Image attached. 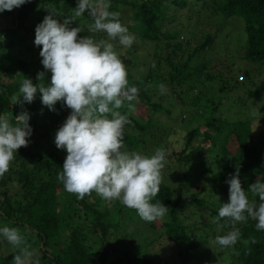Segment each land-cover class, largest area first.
<instances>
[{"label": "trees", "instance_id": "trees-1", "mask_svg": "<svg viewBox=\"0 0 264 264\" xmlns=\"http://www.w3.org/2000/svg\"><path fill=\"white\" fill-rule=\"evenodd\" d=\"M77 4L78 0H30L12 11L5 10L0 16L5 21L1 22L0 19V114H12L15 117L22 110H27L34 135V139L29 138L28 147H21L17 151L10 170L0 178V219L2 228L17 227L29 232L30 237L24 231L23 236L30 245L29 251L33 252V264H119L118 258L111 260L109 236L121 231L120 226L137 215L136 210L106 201L95 192L78 199L76 195L66 192L63 184L57 180L67 152L56 148L54 138L70 114V109L58 102L55 106L57 111H50L42 104L39 92L32 103H24L23 109L20 104H11V97L20 95L23 79L30 78L33 84H38L37 73L45 71L41 60L35 61L31 56L28 60L23 58L34 52L35 28L49 14L48 10L57 13L53 18L60 23L69 19L70 28L79 25L83 28V23H80L83 20L87 24L93 22L88 10L79 20L73 18ZM110 4L108 10L118 11L121 23L139 41L120 55L127 65L130 85L139 89L138 99L131 102L134 108L144 107L146 111L156 114L165 111L162 103L169 104L167 98H171L172 103L182 104L189 98L186 106L193 107L194 117L204 121L202 130L197 127L186 133L181 151L170 155L167 153V157L175 159L176 163L190 166L182 179L190 176L196 157L202 156L205 169L201 174L205 175L208 186L199 187L190 194L187 202V191L175 196L170 186L161 183L160 191L152 203L161 202L170 209L162 219V228L165 239L174 245L175 254L157 264H216L221 256H226L229 264H264V231H257L256 221L251 218L247 223L237 224L241 238L234 247L222 248L214 242V254L209 246L217 235H225L231 230V226L226 224L221 231H217L213 223L221 205L229 202V184L226 181L230 174L239 168V179L246 192L257 180L264 182V141L255 137L253 122L225 120L218 114V102L208 101L206 92L216 82L214 74L220 73L218 81L223 82L225 88L230 82L235 87L239 84L231 77L230 70L213 72V63L208 54L213 50L216 40L214 32L205 34L201 41L192 43L191 40L195 33V29H192L207 15L215 18L217 32L219 26L228 19L242 20L246 34L243 60L249 67L242 69L241 73L251 81V68L264 67V0H110ZM127 10L130 14L126 16ZM183 16H187V20L195 17L196 26L183 27ZM177 26L181 28L177 29ZM185 29L191 32L186 39ZM84 31L86 34L83 36H93L87 28ZM94 38L107 39V36L106 33H100ZM41 47H38L39 51ZM146 47L152 48L150 52L155 56L157 52L162 53V47H169L166 78L155 72L145 74L144 70L142 74L141 69L134 70L138 61L142 65L140 58ZM179 56L182 60L174 63L173 58ZM50 79L51 72L47 71L46 85L50 84ZM160 81L169 90L164 97L156 95V90H153V86L158 87ZM260 94H264V81L250 92L251 96ZM204 100L210 105L208 109L212 114L209 116H206V108L201 105ZM127 104L125 101V107L120 109L122 114L128 111ZM183 111L188 112V108L181 113ZM145 118L129 113L132 123L125 128L130 133H124L128 151L138 150L143 143L139 137L141 134L148 133L154 127L158 129L159 124L154 122L153 116L146 121ZM204 144H208V148L204 149ZM149 147L156 149L160 145L152 144ZM162 149L166 151V148ZM11 184L18 186L13 194L9 193ZM206 191L211 197L217 195L219 198L212 201L211 211L201 197ZM248 196L257 205L260 203L258 196L254 197L250 192ZM193 211L202 213L207 220L191 224L187 214L199 218ZM121 232L123 234L120 236L125 239L128 235H125L124 230ZM200 232L202 236H199ZM91 235L98 236L91 242L96 248L88 244ZM251 238L255 239V243H251ZM3 241L6 240L0 236V247ZM244 241L249 243L245 244ZM18 252V249L13 248L8 256L0 253V264H13V257ZM126 258L124 264H134L138 258L142 259L141 264H153L150 253Z\"/></svg>", "mask_w": 264, "mask_h": 264}, {"label": "clouds", "instance_id": "clouds-1", "mask_svg": "<svg viewBox=\"0 0 264 264\" xmlns=\"http://www.w3.org/2000/svg\"><path fill=\"white\" fill-rule=\"evenodd\" d=\"M29 2L0 0V13ZM110 7V0H78L73 10V18L83 16L88 10L93 22L87 25V31L106 33L107 39L80 36L84 28L80 25L70 28L69 19L60 23L53 18L57 13L48 10L49 14L35 28L34 40L37 47L42 46L39 55L45 71L37 73L38 84H33L30 78L23 79L20 95H13L11 104H20L23 109L24 103H32L39 92L42 104L50 111H57L58 102L70 109L54 138L56 148L67 152L57 180L66 192L78 199L95 192L106 201H120L151 223L162 220L170 210L161 202L152 203L160 191L167 153L162 148H157L152 155L125 149V127L132 123L129 113L135 108L131 102L138 99L139 89L130 85L127 65L116 45L130 48L139 41L121 23L120 13L109 11ZM47 71L51 72L48 85L44 82ZM168 91L165 84L158 85L160 95ZM125 101L128 111L122 114L120 109L125 107ZM29 120L27 110L15 117L0 114V178L10 170L17 151L29 146L33 132ZM239 176L237 167L226 181L229 202L221 205L213 220L217 231L226 224L231 226L227 234L215 237L214 242L222 248L236 245L241 238L237 224L247 223L249 218L256 221L257 231H264V182L257 180L246 192ZM248 192L259 197L258 205L249 199ZM0 236L19 250L13 264H31L33 252L29 251L30 245L19 228H0ZM251 243H255L254 238Z\"/></svg>", "mask_w": 264, "mask_h": 264}, {"label": "rangeland", "instance_id": "rangeland-1", "mask_svg": "<svg viewBox=\"0 0 264 264\" xmlns=\"http://www.w3.org/2000/svg\"><path fill=\"white\" fill-rule=\"evenodd\" d=\"M75 10V9H74ZM3 13V12H2ZM0 13V16L2 15ZM126 16L130 14L127 10L125 11ZM89 14V13H88ZM81 17H76L79 20ZM1 19V22H5L4 19ZM182 26L186 28H190L192 26H196V18L193 17L190 20H187V16L181 17ZM188 21V22H187ZM81 25L83 23V28H87V21L80 22ZM215 18L209 17L207 15L204 19L197 25L194 30V34L192 35L191 40L194 42L201 41L202 37L209 32H214L216 36L215 43L213 45V50L209 52V58L212 61L213 72L217 73L219 71L225 72L227 70L232 71V76L239 83L236 87L230 82V85L225 88L223 86V82L218 81L219 75L214 74V85L212 88H209L206 92L208 101L216 100L218 102V114L225 120L230 122H235L238 120H250L253 122V130L254 135L258 140L264 141V94L251 96L255 87L261 82L264 81V67H252L251 68V81L247 80L243 77L242 69H246L249 66L243 60V51L244 44H246V34L244 32L243 22L240 19L232 18L228 19L220 25L218 28V32L215 31L216 25ZM215 25V27H214ZM180 26H177V29H180ZM186 36L184 38H188V35H191L186 29ZM82 36L85 33H80ZM100 33L93 34L94 37L99 36ZM180 40V39H179ZM181 41V40H180ZM171 45V43H168ZM163 46V44H162ZM193 47V44L192 46ZM128 48H124L119 44L116 45V50L119 55H122L125 50ZM152 48L146 47L144 49L143 55H141L140 61L136 63L134 66V70L141 69V73L147 74L148 72H155L157 75L161 74L166 78V75L169 71L166 64V57L169 53V47H162V53L157 52V55H153L150 51ZM39 48L36 46L34 48V52L31 55H27L24 57V60H28L31 56L35 61L41 60L42 58L39 55ZM152 56V58H151ZM182 60V58L177 57L173 58L174 63H178ZM155 64V67H152V64ZM219 70V71H218ZM227 75V74H226ZM228 78V75L226 76ZM226 78V79H227ZM7 80L6 78H4ZM234 82V81H233ZM156 83V82H155ZM163 83L160 81V84ZM222 83V84H221ZM164 84V83H163ZM153 90L159 95L158 87L153 86ZM204 91V88L202 89ZM164 97V95H162ZM164 99V98H163ZM167 103H162L165 111L154 114L153 111H146L144 107L137 106L132 113L136 117H143L145 121L151 116L154 117V122L158 123V129H151L148 133L141 134L140 140L143 142L138 150L142 154L152 155L157 149H151L149 146L152 144H158L160 147L158 148H166V153L169 155L172 152H179L183 149L184 146V137L186 133L194 128H201L203 124V120L201 118L197 119L194 117V109L193 107L186 106L189 103V98L184 100V103H172L171 98H167ZM172 103V104H170ZM204 108H206V116H209L211 111L208 109L209 104L207 100L201 102ZM188 108L187 111H183ZM168 111L169 113H167ZM187 113V114H186ZM255 113V115H253ZM217 114V113H216ZM147 115V116H146ZM162 128V129H161ZM172 130V131H171ZM199 130H202L199 129ZM125 133H130V130L125 128ZM31 139H34V135L32 134ZM204 149L208 148V144L203 145ZM149 148V149H148ZM125 149L128 150V147L125 145ZM36 150V149H33ZM146 150H149L146 152ZM202 156L196 157L195 159V167L191 171L190 176L188 178H183L182 175L185 173L186 169L190 166H183L182 164H178L175 162V159L171 157H167V163L162 170L163 181L168 186H170L173 190L174 195L176 196L178 193H182L187 191L186 197L187 202L190 200V194L196 192L199 187L208 186L205 175L201 174V172L205 169V164H202ZM209 188V187H208ZM18 186L16 184L9 185V193L13 194L17 191ZM202 198L206 201V206L211 211L212 201L217 199V195L213 197L210 196L209 192L206 191L202 194ZM118 203L119 205L125 207L120 201L113 200L111 203ZM129 209V208H128ZM192 211H190L191 213ZM194 213V211H193ZM198 215V219L194 218L191 214H187V220L192 223L201 222L202 220H207L202 213H194ZM2 220L0 219V228H2ZM163 220H157L155 222H146L141 219L137 214L133 218L129 220L125 225L120 226V230L125 231V235H128L125 239H123L120 234H123L121 231L113 232L109 236V245L108 248L112 252L111 260H115L118 258L120 260L119 264H124L127 261V256H143L145 253H150L151 260L153 264H157L158 262H165L170 259L175 254L174 245L168 242L163 235L162 228ZM22 235L25 236V233L30 237L28 231L19 228ZM23 231L25 233H23ZM202 232H200L199 236H202ZM97 235L90 236L89 245L93 248H96V245H93L91 242L94 240ZM204 242L201 243V248H203ZM214 241L210 242L209 246L212 250V253L215 254ZM133 245L132 247H130ZM12 246L7 242H1L0 253L3 256H8L10 252H12ZM142 259L138 258L135 260L134 264H141ZM230 261L226 258V256H221L218 258L216 264H229ZM33 264V263H31Z\"/></svg>", "mask_w": 264, "mask_h": 264}]
</instances>
